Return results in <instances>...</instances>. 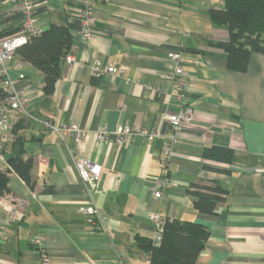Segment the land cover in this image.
Returning a JSON list of instances; mask_svg holds the SVG:
<instances>
[{
    "label": "crops",
    "instance_id": "obj_1",
    "mask_svg": "<svg viewBox=\"0 0 264 264\" xmlns=\"http://www.w3.org/2000/svg\"><path fill=\"white\" fill-rule=\"evenodd\" d=\"M38 2L43 29L68 27L74 61H64L54 94L46 95L41 69L15 54L21 67L12 75L30 98L31 116L13 113L14 136L23 138V157L34 159L33 185L9 173L7 194L25 204L14 219L10 209L17 201L0 204V264H40L42 252L50 264H150L136 237L154 241L152 212L207 227L195 264H264V53L252 52L245 71L228 68L216 43L230 38L229 29L210 16L211 9H225V0ZM22 20L16 1L0 0V33ZM171 51L183 54L194 78L184 92L170 76ZM94 65L117 70L97 77ZM185 108L175 134L164 117ZM44 120L75 122L85 137L63 138ZM122 126L131 129L124 140ZM142 129L159 136L150 142ZM104 131L106 138H99ZM213 145L233 149L234 160L205 157ZM14 151L12 141L0 140L4 166ZM81 158L101 165L94 185L78 172ZM205 185L220 189L212 213L195 207ZM91 203L100 213L95 221L81 210ZM36 235L41 249L33 244Z\"/></svg>",
    "mask_w": 264,
    "mask_h": 264
},
{
    "label": "trees",
    "instance_id": "obj_2",
    "mask_svg": "<svg viewBox=\"0 0 264 264\" xmlns=\"http://www.w3.org/2000/svg\"><path fill=\"white\" fill-rule=\"evenodd\" d=\"M225 9H211L214 24L226 25L230 38L218 41L216 45L224 49L227 66L231 70L245 71L252 52L264 53V0H225ZM9 29L0 36L17 31ZM73 43V36L65 25H51L40 34L29 38L17 49L24 61L41 69L44 75L43 89L46 95L54 94L66 55ZM5 95L0 88V99ZM12 134L14 153L7 159V166L0 163V196L9 192V173L16 172L26 183H32L34 159L24 158L23 138ZM204 156L219 161L234 160V151L229 147L208 146ZM197 191L195 207L205 213H212L218 200V186H203ZM97 218H95L96 220ZM163 239L156 244L153 238L137 235V245L150 256V264H195L209 237L207 227L191 220L166 219L162 228Z\"/></svg>",
    "mask_w": 264,
    "mask_h": 264
},
{
    "label": "built area",
    "instance_id": "obj_3",
    "mask_svg": "<svg viewBox=\"0 0 264 264\" xmlns=\"http://www.w3.org/2000/svg\"><path fill=\"white\" fill-rule=\"evenodd\" d=\"M22 9L23 20L20 28L10 34L0 36V76L4 83L5 95L0 99V140L2 144H6L12 141L13 128L16 124L15 115L17 113H24L31 116L30 111V98L27 93L16 87L14 77L12 75L13 70H20L21 63L15 60V54L17 49L27 43L30 37L40 34L44 29L40 25L39 21V9L40 3L38 0H14ZM87 13L85 18V25L89 27L91 17H88ZM86 38L90 37L89 31L85 32ZM74 61V57L70 54L66 55L65 62L71 63ZM185 59L180 51H171L168 55V67L170 70L171 79L176 83L177 89L180 92H184L194 84V78L189 76L184 67ZM116 67L111 65L105 69H100L96 65L92 67V73L94 76L100 77L105 73H115ZM13 113H16L13 115ZM189 113V108L180 114L166 115L164 118L168 120L175 134H178L185 115ZM44 123L56 130L61 137L71 135L77 142L81 141L85 137V132L75 122L63 123L60 126H54L51 121L44 120ZM119 136L121 139L127 138L131 135V129L128 126H122L119 129ZM146 137L148 141H153L159 136V131L148 132L142 129L140 132ZM99 138H106V133H99ZM171 153L170 147L165 148L163 158L166 160ZM0 163L4 166L5 160L0 153ZM78 172L86 185H94L101 176V165L91 159L81 158L76 161ZM163 181H161L162 185ZM157 194H161L158 191ZM4 199H13L15 205L10 209L11 218L19 217L20 210L24 207L25 200L17 198L16 196L5 193L0 196V204ZM81 210L86 214L91 221H95V218L100 217L99 209L93 203L88 206L81 207ZM148 220L156 226L154 235V242L160 244L163 239L162 226L165 222L164 218L159 214L152 212L148 215ZM42 236L36 235L33 238V244L41 249ZM40 264H50L49 257L46 253L42 252Z\"/></svg>",
    "mask_w": 264,
    "mask_h": 264
}]
</instances>
